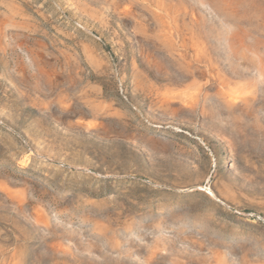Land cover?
I'll list each match as a JSON object with an SVG mask.
<instances>
[{"label": "rangeland", "instance_id": "obj_1", "mask_svg": "<svg viewBox=\"0 0 264 264\" xmlns=\"http://www.w3.org/2000/svg\"><path fill=\"white\" fill-rule=\"evenodd\" d=\"M0 264H264V0H0Z\"/></svg>", "mask_w": 264, "mask_h": 264}, {"label": "bare ground", "instance_id": "obj_2", "mask_svg": "<svg viewBox=\"0 0 264 264\" xmlns=\"http://www.w3.org/2000/svg\"><path fill=\"white\" fill-rule=\"evenodd\" d=\"M209 192L212 194L213 192L209 190Z\"/></svg>", "mask_w": 264, "mask_h": 264}]
</instances>
